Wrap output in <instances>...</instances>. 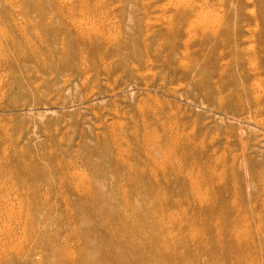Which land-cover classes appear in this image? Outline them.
Instances as JSON below:
<instances>
[{"label":"rangeland","instance_id":"rangeland-1","mask_svg":"<svg viewBox=\"0 0 264 264\" xmlns=\"http://www.w3.org/2000/svg\"><path fill=\"white\" fill-rule=\"evenodd\" d=\"M263 111L264 0H0V264H264Z\"/></svg>","mask_w":264,"mask_h":264},{"label":"bare ground","instance_id":"bare-ground-1","mask_svg":"<svg viewBox=\"0 0 264 264\" xmlns=\"http://www.w3.org/2000/svg\"><path fill=\"white\" fill-rule=\"evenodd\" d=\"M260 112H261L260 110H256V113H255L253 110H251V111H250V114H251L252 117L255 118L256 115L259 114ZM263 112H264V111H263ZM261 113H262V112H261ZM261 113H260V114H261Z\"/></svg>","mask_w":264,"mask_h":264}]
</instances>
